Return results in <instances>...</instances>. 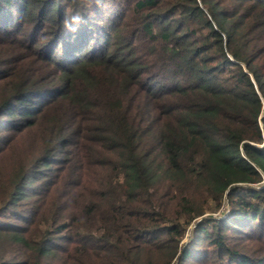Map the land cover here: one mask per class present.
Listing matches in <instances>:
<instances>
[{"label": "trees", "instance_id": "trees-1", "mask_svg": "<svg viewBox=\"0 0 264 264\" xmlns=\"http://www.w3.org/2000/svg\"><path fill=\"white\" fill-rule=\"evenodd\" d=\"M0 264H264V0H0Z\"/></svg>", "mask_w": 264, "mask_h": 264}, {"label": "clouds", "instance_id": "clouds-1", "mask_svg": "<svg viewBox=\"0 0 264 264\" xmlns=\"http://www.w3.org/2000/svg\"><path fill=\"white\" fill-rule=\"evenodd\" d=\"M74 19H77L78 20L79 18L77 17V18H74ZM65 26L66 27H69L70 26V25H68V22L67 21H65Z\"/></svg>", "mask_w": 264, "mask_h": 264}, {"label": "rangeland", "instance_id": "rangeland-1", "mask_svg": "<svg viewBox=\"0 0 264 264\" xmlns=\"http://www.w3.org/2000/svg\"><path fill=\"white\" fill-rule=\"evenodd\" d=\"M223 210H224V213H225L227 209H225V207H224V209H223ZM222 216H224V215H222Z\"/></svg>", "mask_w": 264, "mask_h": 264}]
</instances>
